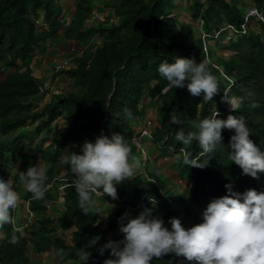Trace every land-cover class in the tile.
I'll list each match as a JSON object with an SVG mask.
<instances>
[{"label": "trees", "instance_id": "trees-1", "mask_svg": "<svg viewBox=\"0 0 264 264\" xmlns=\"http://www.w3.org/2000/svg\"><path fill=\"white\" fill-rule=\"evenodd\" d=\"M238 1L242 0H186L193 21L185 22L170 16L176 7L175 0H76L67 22L62 24V5L58 0H0V134L25 126L30 121H40L34 129L36 134H40L62 116L67 130L61 139L53 140L51 145L43 148L44 138L35 150L22 153L20 157L22 165L27 168L39 159L46 162V183H49L61 174L63 164L59 158L69 142L76 144L79 153L78 146L85 140L94 141L101 133L109 137L119 133L129 143L135 156L132 120L144 115L139 104L147 93L151 98L157 97L161 128L154 133V140L161 143L163 155L168 153L169 146L185 147L175 138L177 130L182 127L186 133L194 131L193 122L210 117L213 104L225 112L222 119L228 115L242 117L249 127L250 139L264 151V23H259L260 33L250 31L230 43L229 47L235 53L228 60L217 58L225 75L232 79L231 84L207 61L220 91L210 102L203 100V93L193 96L185 87L169 89L163 94L162 90L168 82L157 71L161 62H171L173 56L194 59L197 63L204 59L203 40L195 22L201 21L208 31L212 27L219 28L223 21L239 26L243 13ZM252 1L264 13V0ZM99 2L117 18L116 23L110 22L106 16L103 22L88 24ZM40 10L44 12L47 24L44 30H38L35 21ZM59 34L65 39L88 40L90 43L80 56L73 54L76 67L63 71V82L68 79L76 91L63 94L57 90L50 102L39 105L38 101L45 99L47 93L40 96V80L32 74L28 61L46 38ZM94 36H98L102 42L92 43ZM210 53L213 54V51ZM226 88L227 96L241 98L238 108L232 112H227L220 105ZM125 109L131 110V118L126 116ZM172 115L179 116L181 124L171 125L169 121ZM233 134L227 129L222 131L223 143L216 151L201 156V162L206 167L192 168V177L186 169L181 171L195 182L194 192L190 195L195 201L202 200L207 187L215 185L219 188L215 198L226 194V184H232L233 190L240 193L251 188L264 191V173H260L258 179L244 175L242 169L230 160L229 140ZM13 144L4 145L0 141V161L3 164L10 158L8 152L11 150L14 155L21 142L15 140ZM186 150L195 155L202 151L196 141L186 146ZM148 175L154 181L148 180L136 169L130 180L115 185L117 195L130 198L129 203L133 206L139 202L148 206V199L161 198L160 202H152V214L163 218L170 228L169 218H182L180 211L172 207L177 202V196L164 190V182L149 168ZM0 178H12L13 189L21 192L19 175L11 176L7 166L0 170ZM162 190L165 194L160 197ZM22 197L30 199V208L38 213L40 219L32 225L34 229L30 232V241L20 233H14L12 225H4L6 237L0 239V264H34L31 250L40 257L52 248L59 250L63 258L81 264L75 252L94 236L101 239L89 249L92 255L88 264H103L104 260L112 258L110 250L100 255L97 249L109 239H123L118 230V220L123 210L111 211L106 228H102L96 224L99 218L96 213L90 211L85 216L79 210L74 188H69L63 197L62 216L59 218L60 228H77L73 232L72 244L55 234L51 218L47 217L44 202L54 198L53 195L46 192L42 200H32L31 193L24 189ZM185 211L188 215L191 213ZM196 224L198 222L194 221L188 227ZM13 234L18 237L15 244L8 242ZM151 264L193 262L170 253L159 259L154 258Z\"/></svg>", "mask_w": 264, "mask_h": 264}, {"label": "clouds", "instance_id": "clouds-1", "mask_svg": "<svg viewBox=\"0 0 264 264\" xmlns=\"http://www.w3.org/2000/svg\"><path fill=\"white\" fill-rule=\"evenodd\" d=\"M242 2L243 0L238 5ZM245 3L247 4L245 9L239 5L243 13V21L239 26L223 21L219 28L208 31L203 28L201 21H197L202 26L198 27V31L203 40L205 57L199 63L194 59L179 56H173L171 62L168 60L161 62L157 71L168 82L167 87L162 90L163 94L169 89L185 87L193 96H200L203 93V100L212 101L214 96L220 91L216 77L208 69L207 61L213 69H218L221 72L222 77L227 79L229 84L233 82L230 77L225 75L223 69L218 64L217 58L228 60L235 53L229 47L230 43L235 42L240 36L247 35L250 31L260 33L261 26L259 23H264L263 10L259 9L252 0L250 2L246 0ZM253 8L257 9L262 18L256 13H250V10ZM107 14L109 15L110 13ZM107 14L105 13L104 15ZM42 16L44 19V14ZM69 16L66 20H68ZM94 16L95 13L91 17L93 20ZM109 21L116 23L117 18L110 16ZM59 35L57 36L59 39L61 37L64 38L63 35ZM216 37H219L216 41H219L218 43L224 39L228 40V43L225 44V51L231 54L227 58H223L214 52V46L212 45L215 44L209 43V41H213ZM96 40L95 43L98 42L100 44L102 42L98 36H96ZM91 41L94 43L93 38ZM89 43L83 44L82 47L84 48L81 51L78 49L80 55L88 47ZM210 51H213V54H209ZM35 55L36 53L34 52L33 57L28 62L32 74L40 80L38 85L40 96L43 97L47 93L45 99L38 101L40 105H44L51 101L53 94L57 90L62 92L61 89H57L56 81L60 78L63 82L62 76H64V70L59 73L54 70L56 62L62 60L60 59L54 63L49 75L45 72L35 75V69L32 67ZM73 57L71 55L63 58L72 62V66L68 69L77 65ZM212 59H214V62ZM35 68L38 69L36 66ZM48 79L51 80L53 89L51 92L42 93L40 87ZM186 82L187 84H185ZM227 89L224 90L225 96L222 97L220 105L227 112H232L238 108L241 98L227 96ZM145 99L155 101V113H149L147 105L143 106ZM156 102L157 97L151 98L146 93L139 104V109L143 110L144 115L132 120V130L134 131L132 142L136 147L135 156L132 154L129 143L119 133H113L111 137L101 133L94 141L85 140L82 145L78 146L79 153H77L76 144L69 142L62 149L59 158L63 164L61 174L53 178L49 183H46L48 181V164L46 162H42L39 159L33 165L28 166V168L22 165L21 170L23 172L16 171L13 173V169L17 167L15 164L17 163V159L15 162H12V160L14 157H18V161L22 163L20 158L21 152L20 148H18L16 153L12 155L10 150L8 152V155H10L8 161L5 164L0 161V170H3V166L5 168L7 166V169L9 168L11 171V176L19 175L22 193L13 189L12 178L8 180L0 178V239L6 237L3 231L4 225H12L14 233L18 232L24 237L25 233H28L29 238H25L30 241L31 231L29 232V229L33 228L32 225L40 217L38 218V213L31 210L30 199L22 197L24 189L31 193L32 200H42L46 192L53 195L54 198L44 202L48 213L47 217L50 218L51 208L61 207L63 197L66 196L68 189L74 188L78 197L79 210L87 216L91 211V205H93L94 213L99 217L96 224L101 225L102 228H106L107 219L111 211L123 210L118 220V230L123 235V239H109L97 249L100 255H104L106 250H110L112 258L104 260L103 264H151L154 258L159 259L170 253L177 257H183L187 261L193 262V264H264V191L258 192L251 188L240 193L233 190L232 184H226L225 188L227 192L219 198H215L219 190L216 185L207 187L202 200L195 201L190 196L194 192L195 185V182L191 180L192 168L206 167L201 162V156L217 150V147L223 143L222 131L225 129L234 132L229 140V148L231 149L229 151V158L232 163L239 166L244 175L256 179L259 178L260 173H264V151H261L250 139V130L244 119L242 117L237 118L234 115H228L226 119H222L225 112L218 109L216 104H213L210 117L193 122L192 127L195 129L194 131L186 133L182 127L177 130L175 138L181 141L185 147L175 148L169 146L168 153L163 155L161 143L154 140V133L161 128V120L158 116ZM125 113L128 118H131V110L125 109ZM61 117L55 119V121L45 128L47 129L53 125V129H55L54 134L57 133L59 136L52 135L51 137H47L43 133L44 129L40 134L35 135V137H39L36 146L44 138H46V141L42 144L43 148L51 145L53 140L62 138L67 130V125ZM39 122H33L35 127ZM169 122L171 125L181 124V120L177 115H172ZM29 123H26L25 126H28L27 124ZM25 126L18 127L8 133H1L0 141L2 144L5 145L4 142L10 135L12 137H10L9 145L15 140H27H24L21 132ZM16 131L19 132L17 136L11 134ZM193 141H196L202 150L196 155L186 150V146L192 144ZM33 150H28V152L31 153ZM154 155L157 157L156 166L161 165L165 169H171L173 172H176L179 179L177 183L181 192L173 190L174 185L171 183L173 179L171 176L167 177L168 179L163 177L162 168L159 167L158 170L162 175L156 172V167L154 168L151 165ZM163 160L172 162V166H170V163L161 164ZM148 166L151 168L149 170L154 172L164 182V190H169L173 195L177 196V202L172 207L180 211L182 218H169L168 224L170 228L166 226L163 218L153 216L152 214L154 211L153 206H151L152 202H160L161 198L148 199V206H144L142 202L133 206L129 203L130 198L125 195L119 197L117 195L115 185L130 180L134 176L135 170L139 167L146 169L145 173L138 170L139 174L145 176L148 180L154 181L148 175ZM184 169L189 172L190 178L181 173ZM182 183H187L191 189ZM164 194L165 191H160V197L164 196ZM97 201H100L102 204L98 209L94 206ZM103 205L108 206L105 227L99 223L100 210H103ZM185 210H189L191 213L188 215ZM11 211L12 215L10 214ZM58 211L60 215L58 219H55L58 222L57 226H55L56 228L51 227L55 229V234L58 237H64L72 244L73 232L77 228L75 226L68 230L60 228L59 218L62 216V213L60 212V208ZM29 215H32L31 222L24 229H20L19 226ZM199 216H202V222ZM184 219L187 220V225L182 224V220ZM194 221H197L198 224L188 227ZM69 232H72L71 240L67 239ZM100 239V236H94L88 240L86 245L76 250L75 256L81 264H88L92 255L89 249L93 248ZM8 242L17 243V235H11ZM32 248L30 246V249Z\"/></svg>", "mask_w": 264, "mask_h": 264}, {"label": "rangeland", "instance_id": "rangeland-1", "mask_svg": "<svg viewBox=\"0 0 264 264\" xmlns=\"http://www.w3.org/2000/svg\"><path fill=\"white\" fill-rule=\"evenodd\" d=\"M58 1L62 5V13H61V16H63L62 17V24H65V22H67L66 19L69 16L70 12L73 11V6L74 5H71V4L72 3L75 4L76 0H71L69 2L70 4H67L65 2V0H58ZM247 1L250 2L251 0H247ZM245 2H246V0H243V2L241 4H239L242 8L244 7V9L247 6V4ZM175 4H176V7L172 10L171 16H176L179 21H185V22L193 21L190 13L188 11V8H187L186 0H175ZM93 13H95L94 20H93V18H90V20L88 21L89 25H93V24H95L97 22L105 21L106 16L107 17H110V16L114 17L112 15L111 11L106 10L105 8H103V5H102L101 2L97 3ZM105 13L106 14L110 13V14L109 15H104ZM38 14H39L38 18L35 17L37 28H38V30H44L46 28V25H47L45 20L43 19V16H42L44 13L41 12V10H40V11H38ZM195 26L199 27L200 23L199 22H195ZM200 27H202V26H200ZM214 29H215V27H212V31ZM56 36H60V35H56ZM215 36H217V34H215ZM218 38L219 37L214 38L213 41H209V43L210 44H215V45H212V46H214V50H215L214 52H216L217 54L221 55L223 58H227L231 54L230 52L228 53V52L225 51V48H226L225 44L228 43V40L224 39L223 41L218 43L219 41L216 42L218 40ZM233 40H235V38H233ZM95 41H97L96 40V36L94 37L93 42L95 43ZM100 41H102V40H100ZM87 43H88V40L87 41L86 40L77 41V40L65 39L63 37H61V39H59L58 37L46 38L45 42L41 43L40 48H38L35 51V53H36L35 60H34L32 65L34 66L36 64V62L39 60L41 54L44 55L43 58H42V62H40V66L38 68H41V73L45 72L47 75H49L50 72L52 71V67H53L54 63L57 60H60V59H63L65 57L73 55L74 51H75L76 55L80 56V54L78 52V49H80V51H81V49L84 48V47H82L83 44H87ZM216 44H219V45H216ZM44 48H45V50H44ZM212 61L214 62V59H212ZM34 74L35 75H39L40 73H37L35 71ZM62 78L64 79L65 77L62 76ZM56 87H57V89H61L63 94H65L67 92H70V91H76V88H73L72 83L68 79H66V81L62 82L60 80V78H59L56 81ZM144 102L145 103H144L143 106L145 107L147 105V108H149L148 112L149 113H152V112L155 113V111H156V106L154 105L155 101L154 100L152 101L150 99H145ZM27 125L28 126H25L24 128H22V131H21L22 132V137L24 138V140L25 139H27V140H25V141H23V139L17 140V141H19V143L21 142V145L19 146L21 154L22 153H27L28 150L35 149V146L37 145V143L39 141V137L38 136L35 137V135H36L35 130H34L35 129V124L32 121H30V123L27 124ZM54 131H55V129H53V125H52L49 128L45 129V131L43 133L47 137H51L52 135L59 136V134H57V133L54 134ZM51 132H53V133H51ZM18 133L19 132L16 131V132L11 133V134L17 136ZM10 137H12V135H10L5 140V142H4L5 144H10V140H11ZM14 144L12 143L11 145L13 146ZM156 153H157V150H156ZM61 158H63V157H61ZM16 159H17V163H15V164H16L17 167H15L13 169V173H15L16 171L23 172L21 170L22 163L18 161V157H14L12 162H15ZM152 159H153V162L151 163V165H153L154 168L156 167V172L158 174H160V175L163 174V177H165V178L171 176L172 179H173V182H171V183L174 185L173 186V190H175L177 192H181L179 190V184L177 183V182H179L178 181L179 179L177 178L176 172H173L171 169L170 170L165 169L161 165L156 166V159H157L156 155H154L152 157ZM39 163H42V162H39ZM159 163H160V160H159ZM162 163H170V166H172V162H169V161L163 160L161 162V164ZM159 167L162 168V174H161V172H158ZM148 168L151 169L150 166H148ZM138 170H141L142 173H145V171H146V169L142 168V167H139ZM62 174H63V172H62ZM13 177H15V176H13ZM174 181H176V182H174ZM182 184H184L189 189H191L190 185H188L187 183H182ZM107 204H110V203H107ZM94 206H95L96 209H98L99 207L102 206V204H101L100 201H97ZM61 207H52L51 208V212H50V218L52 219L51 226L54 227V228H56L55 226H57L58 222L55 219H58V217L60 215L58 210H59V208L61 209ZM91 212L94 213L93 205H91ZM100 213H101V215H100L99 223H101L102 226L105 227V220H106V217H107V214H108V206H104L103 205V210L102 211L100 210ZM199 218H200V221L202 222V216H199ZM182 224L187 225L188 224L187 220L186 219L182 220ZM33 229H34V227L33 228L31 227L29 229V232L31 230H33ZM71 233L72 232H69L67 234L68 238L67 237L66 238L68 240H71L70 239L71 238ZM25 237L29 238V234L25 233ZM30 246H32L31 243H30ZM31 254L34 257V259H33L34 264H75V262H72L71 260L63 258L61 253L59 252V250L53 249V248L49 252H45V253L41 254L40 257L37 256L36 253L33 252V250H31Z\"/></svg>", "mask_w": 264, "mask_h": 264}, {"label": "built area", "instance_id": "built-area-1", "mask_svg": "<svg viewBox=\"0 0 264 264\" xmlns=\"http://www.w3.org/2000/svg\"><path fill=\"white\" fill-rule=\"evenodd\" d=\"M250 13L251 14H254L256 13L260 18H262V15L260 13H258L257 9L256 8H253L250 10ZM70 66H72V62L71 60H68V59H62L60 60L59 62H56L55 64V71L57 73L59 72H62V70H65V69H68ZM53 87H52V82L50 79H48L44 84L43 86L40 87V91L43 93V92H47V91H52ZM28 210V208H27ZM31 216L32 215H29L28 217H26V220L21 223V225L19 226L20 229H24L31 221Z\"/></svg>", "mask_w": 264, "mask_h": 264}, {"label": "crops", "instance_id": "crops-1", "mask_svg": "<svg viewBox=\"0 0 264 264\" xmlns=\"http://www.w3.org/2000/svg\"><path fill=\"white\" fill-rule=\"evenodd\" d=\"M71 0H65V2L67 3V4H70L69 2H70ZM71 5H73V3L71 4ZM40 60H42V54L40 55V58H39V60L36 62V64L33 66L32 65V67L35 69V71L36 72H38V73H40V74H42L41 73V68H35V66L36 67H39L40 66V62H42V61H40ZM33 63V62H32Z\"/></svg>", "mask_w": 264, "mask_h": 264}]
</instances>
